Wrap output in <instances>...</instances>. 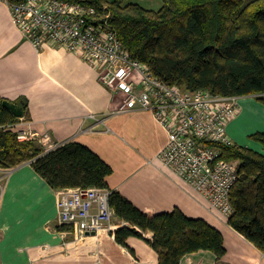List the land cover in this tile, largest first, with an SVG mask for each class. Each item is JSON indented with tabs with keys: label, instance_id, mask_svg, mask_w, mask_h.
<instances>
[{
	"label": "crops",
	"instance_id": "crops-1",
	"mask_svg": "<svg viewBox=\"0 0 264 264\" xmlns=\"http://www.w3.org/2000/svg\"><path fill=\"white\" fill-rule=\"evenodd\" d=\"M0 96L27 100V113L16 127L31 138L49 132L47 144L75 141L99 154L113 168L109 188L141 210L161 213L179 207L218 228L227 250L224 264H264V251L160 161L168 135L152 112L141 107L116 112L122 98L97 70L60 45L37 50L14 23L5 0H0ZM254 97H240L241 110L227 130L235 143L264 152L248 138L264 131V103ZM60 191L28 161L0 167V264H159L158 253L139 237L127 240L133 254L113 231L76 239L60 229ZM113 225L116 230L129 223L115 216ZM144 235L153 240V232ZM180 264L220 263L212 251L200 250Z\"/></svg>",
	"mask_w": 264,
	"mask_h": 264
},
{
	"label": "trees",
	"instance_id": "trees-1",
	"mask_svg": "<svg viewBox=\"0 0 264 264\" xmlns=\"http://www.w3.org/2000/svg\"><path fill=\"white\" fill-rule=\"evenodd\" d=\"M67 1L94 7L130 56L165 82L185 90L255 96L264 103V0H163L158 10L129 0ZM4 100L0 96V167L33 160L35 170L53 188H109L113 168L90 147L69 141L45 151L34 139L20 140L12 126L26 115L27 100L12 102L23 108L22 117ZM251 137L264 147V131ZM214 145L221 151L220 158L240 163L228 221L264 251V152L238 143ZM110 204L115 216L129 223L114 231L115 239L133 254L127 242L131 236L146 240L158 253L159 264H180L200 250L212 251L224 264L223 234L204 218L188 216L179 207L146 212L113 189ZM149 231L154 233L151 241L144 235Z\"/></svg>",
	"mask_w": 264,
	"mask_h": 264
},
{
	"label": "built area",
	"instance_id": "built-area-1",
	"mask_svg": "<svg viewBox=\"0 0 264 264\" xmlns=\"http://www.w3.org/2000/svg\"><path fill=\"white\" fill-rule=\"evenodd\" d=\"M6 2L14 23L37 50L47 44L60 45L92 65L103 83L122 98L116 112L135 107L151 111L168 135L158 153L160 161L201 193L212 209L229 217L233 212L230 193L239 179L240 163L220 158L221 151L214 143H235L227 128L241 110L239 96L208 89L185 90L165 82L130 56L117 32L94 7L67 0ZM21 132L19 139H27V133ZM50 140L49 132L40 138L44 145ZM62 144L50 143L45 151ZM111 193L112 189L102 187L61 189L59 225L76 239L93 231L114 232Z\"/></svg>",
	"mask_w": 264,
	"mask_h": 264
},
{
	"label": "rangeland",
	"instance_id": "rangeland-1",
	"mask_svg": "<svg viewBox=\"0 0 264 264\" xmlns=\"http://www.w3.org/2000/svg\"><path fill=\"white\" fill-rule=\"evenodd\" d=\"M130 2H135V3H140L142 4L143 6L147 7V8H150V9H154V10H158L162 7L163 5V0H129ZM254 97V96H252ZM255 98V97H254ZM19 122V121H18ZM17 122V123H18ZM12 126L13 130L14 131H17L19 133V136H20V133L22 134L21 130L17 129L16 127V124ZM22 129V128H21ZM37 137V140L35 138H31L30 135L28 134V138L27 139H34L36 141V143L43 149L45 150L49 144H46L44 145L43 142L40 141V138L43 137V134L40 135V137L36 136ZM251 141H256L254 140L251 135L248 137Z\"/></svg>",
	"mask_w": 264,
	"mask_h": 264
},
{
	"label": "water",
	"instance_id": "water-1",
	"mask_svg": "<svg viewBox=\"0 0 264 264\" xmlns=\"http://www.w3.org/2000/svg\"><path fill=\"white\" fill-rule=\"evenodd\" d=\"M3 104L6 107H8L16 116L22 117L24 115L23 108L18 106V105H16L15 103H12L9 100H4ZM88 234L94 235V234H96V232L93 231V232L88 233Z\"/></svg>",
	"mask_w": 264,
	"mask_h": 264
}]
</instances>
